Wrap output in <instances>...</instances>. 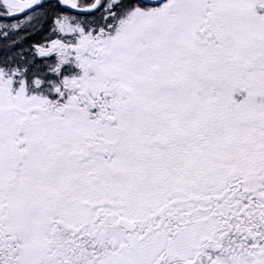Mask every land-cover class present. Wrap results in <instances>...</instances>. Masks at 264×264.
I'll list each match as a JSON object with an SVG mask.
<instances>
[{
    "label": "snow or ice",
    "instance_id": "obj_1",
    "mask_svg": "<svg viewBox=\"0 0 264 264\" xmlns=\"http://www.w3.org/2000/svg\"><path fill=\"white\" fill-rule=\"evenodd\" d=\"M0 264H264V0H0Z\"/></svg>",
    "mask_w": 264,
    "mask_h": 264
}]
</instances>
